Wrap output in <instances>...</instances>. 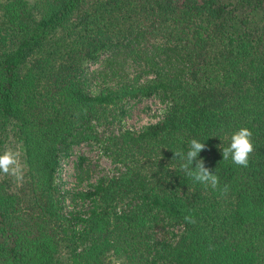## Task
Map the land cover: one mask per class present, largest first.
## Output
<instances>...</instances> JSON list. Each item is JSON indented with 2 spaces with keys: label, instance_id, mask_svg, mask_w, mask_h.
Listing matches in <instances>:
<instances>
[{
  "label": "trees",
  "instance_id": "16d2710c",
  "mask_svg": "<svg viewBox=\"0 0 264 264\" xmlns=\"http://www.w3.org/2000/svg\"><path fill=\"white\" fill-rule=\"evenodd\" d=\"M98 59L106 81L84 67ZM151 95L161 119L118 138L135 164L66 191L64 211L59 155L96 139L98 109ZM241 127L247 168L222 161ZM6 136L25 178L0 174V264H264V0H0ZM192 139L227 196L173 159Z\"/></svg>",
  "mask_w": 264,
  "mask_h": 264
},
{
  "label": "rangeland",
  "instance_id": "374dc122",
  "mask_svg": "<svg viewBox=\"0 0 264 264\" xmlns=\"http://www.w3.org/2000/svg\"><path fill=\"white\" fill-rule=\"evenodd\" d=\"M25 1L29 6H32L35 0ZM99 59H102L101 56ZM99 59L96 62L85 63L84 67L88 72L103 71L102 82L108 80V76L103 70L102 61ZM128 64L131 63L128 61ZM164 105L165 103L157 96L151 95L146 98L125 97L114 104L97 110L98 113L93 120L94 129L97 133L96 139L77 143L66 154L58 157L56 182L59 191L64 196L62 199L64 211L71 207L69 197L65 194L66 191L87 188L90 183L98 179L118 176L135 164L136 156L127 150L118 138L124 130H137L144 125L160 120ZM9 148L20 154L18 144L6 136L0 146V154ZM142 165L149 168L146 162H143ZM78 173H80L79 177ZM11 180L13 182L12 178ZM14 183L16 184L15 181ZM81 204L77 201L75 209L83 212L85 207ZM105 256L106 264H123L122 259L111 252ZM61 257L65 261L67 254L63 251ZM65 264H70V262H65Z\"/></svg>",
  "mask_w": 264,
  "mask_h": 264
},
{
  "label": "clouds",
  "instance_id": "9594fccd",
  "mask_svg": "<svg viewBox=\"0 0 264 264\" xmlns=\"http://www.w3.org/2000/svg\"><path fill=\"white\" fill-rule=\"evenodd\" d=\"M85 114L87 109L85 108ZM253 133L246 127H241L230 136V143L222 149V161H231L234 165L247 168L251 154L254 152L252 142ZM205 143L192 139L189 142L188 150L185 153L182 150L174 151V158L180 162V169L194 182L203 185L206 189L218 190L222 196H227L229 185L220 186L218 175L205 167L204 160L197 159L201 151L205 149ZM194 165V167H193ZM0 174L12 177L16 183H22L24 180V171L20 162V154L9 148L0 154ZM184 220L188 223H195V218L186 215Z\"/></svg>",
  "mask_w": 264,
  "mask_h": 264
}]
</instances>
